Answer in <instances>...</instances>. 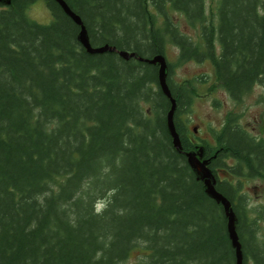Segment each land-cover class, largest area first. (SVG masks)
<instances>
[{"label": "trees", "instance_id": "16d2710c", "mask_svg": "<svg viewBox=\"0 0 264 264\" xmlns=\"http://www.w3.org/2000/svg\"><path fill=\"white\" fill-rule=\"evenodd\" d=\"M63 1L94 47L146 59L173 45L179 64L211 61L235 102L264 87V0H217L214 22L204 0ZM33 2L14 0L0 17V264H125L135 249L136 264H235L222 206L173 147L157 66L88 54L54 0H44L45 25L26 16ZM170 12L198 28L200 41L181 33ZM167 70L175 130L189 152L179 119L192 92ZM216 139L211 170L236 178L263 171L264 144L234 120ZM233 187L215 185L237 217L242 264H264Z\"/></svg>", "mask_w": 264, "mask_h": 264}, {"label": "rangeland", "instance_id": "374dc122", "mask_svg": "<svg viewBox=\"0 0 264 264\" xmlns=\"http://www.w3.org/2000/svg\"><path fill=\"white\" fill-rule=\"evenodd\" d=\"M204 1L208 20L214 22L215 16L211 14V8L216 5L217 0ZM26 16L31 21L42 25L48 24L52 19L44 0H37L28 5ZM168 16L186 37L196 42L200 41L198 28L191 27L182 15L170 12ZM157 21L161 24L162 17L158 16ZM178 55L177 47L167 46L165 57L171 66L170 81L177 85H187L192 92L190 104L183 110L179 119L186 147L193 148L190 151L198 149L199 146L203 147L207 154L206 158L220 151L216 135L228 118L234 120V123L240 125L251 137L264 144V87L254 86L240 101L235 102L218 82L211 61H187L179 64ZM195 146L197 148H194ZM231 164L233 161L228 160L227 165ZM220 170V177L234 183L243 192L248 191L243 184V179L231 177L225 168ZM102 202L103 200L99 201L97 210L101 208ZM263 235L264 233L261 232L260 236ZM140 254L141 252L135 249L125 264H136ZM247 264H253V262L248 261Z\"/></svg>", "mask_w": 264, "mask_h": 264}, {"label": "water", "instance_id": "95a60500", "mask_svg": "<svg viewBox=\"0 0 264 264\" xmlns=\"http://www.w3.org/2000/svg\"><path fill=\"white\" fill-rule=\"evenodd\" d=\"M14 0H0V3L10 5ZM62 9L64 14L69 17L76 25L79 26V33L77 34L78 43L84 48V50L90 55L115 53L124 60L135 59L139 62H144L150 65L157 66V80L159 88L162 93L170 101V109L167 114V129L172 139L173 147L180 153H183L186 157L187 164L195 175L196 180L201 181L203 184V190L207 197L212 199L216 204L221 205L227 220L226 229L228 237L235 254V264H242L243 253L241 244L236 232L237 218L231 209L230 202L219 192L215 190V177L213 172L208 168V160H201L204 156V148L199 147L197 152H183L180 142V138L175 130L173 117L176 110L175 100L172 98L169 88L167 86V63L163 55H156L152 58L137 57L134 53L118 50L115 47L109 45H103L94 47L90 44L88 34L83 26L80 18L70 10L67 4L63 0H54Z\"/></svg>", "mask_w": 264, "mask_h": 264}, {"label": "flooded vegetation", "instance_id": "af4514ba", "mask_svg": "<svg viewBox=\"0 0 264 264\" xmlns=\"http://www.w3.org/2000/svg\"><path fill=\"white\" fill-rule=\"evenodd\" d=\"M36 1L37 0H34V2ZM9 6L10 5H7V3H0V17L3 13L7 14V8ZM206 156L207 154L205 153L204 159H207ZM211 158L213 160H217L219 158L218 153L216 152L211 156ZM220 172L221 170L219 168L213 170L216 181L215 185L225 181L222 177H220ZM238 179H243V184H245L248 188L247 192H243L241 188L239 189V193L244 196V212L247 219L246 222L254 227L255 243L260 248H264V235L260 236L261 232L264 233V167L262 172H257L255 175L250 174L249 176L238 177ZM233 186V188L236 187L234 183ZM235 200L236 198H234V203Z\"/></svg>", "mask_w": 264, "mask_h": 264}]
</instances>
